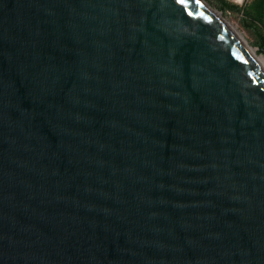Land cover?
Masks as SVG:
<instances>
[{"label":"water","instance_id":"1","mask_svg":"<svg viewBox=\"0 0 264 264\" xmlns=\"http://www.w3.org/2000/svg\"><path fill=\"white\" fill-rule=\"evenodd\" d=\"M213 10L0 0V264H264V74Z\"/></svg>","mask_w":264,"mask_h":264},{"label":"trees","instance_id":"2","mask_svg":"<svg viewBox=\"0 0 264 264\" xmlns=\"http://www.w3.org/2000/svg\"><path fill=\"white\" fill-rule=\"evenodd\" d=\"M212 4L222 13H242L257 31V46L264 48V0H251L243 8L228 0H211ZM264 57V55H263Z\"/></svg>","mask_w":264,"mask_h":264},{"label":"rangeland","instance_id":"3","mask_svg":"<svg viewBox=\"0 0 264 264\" xmlns=\"http://www.w3.org/2000/svg\"><path fill=\"white\" fill-rule=\"evenodd\" d=\"M205 1L211 8L218 11L217 8L212 4L211 0H203ZM232 4H236L239 7H244L247 5L251 0H242L241 2H236L234 0H228ZM219 12V11H218ZM223 18L230 23L232 26H234L238 32L243 36V38L249 43V45L255 49L258 56L262 57L264 60L263 55L260 54L258 51L257 46V39L258 34L255 29L252 28V25L250 24V21L242 14V13H222L220 12Z\"/></svg>","mask_w":264,"mask_h":264},{"label":"bare ground","instance_id":"4","mask_svg":"<svg viewBox=\"0 0 264 264\" xmlns=\"http://www.w3.org/2000/svg\"><path fill=\"white\" fill-rule=\"evenodd\" d=\"M236 2H241L242 0H234ZM213 13L215 16L225 25V27L230 31V33L236 38V40L239 42V44L243 47L247 55L251 58V60L259 67V69L264 74V60L262 57L258 56L255 49L252 48L249 43L243 38V36L240 34V32L237 31V29L232 26L230 23H228L221 13H218L213 10Z\"/></svg>","mask_w":264,"mask_h":264}]
</instances>
